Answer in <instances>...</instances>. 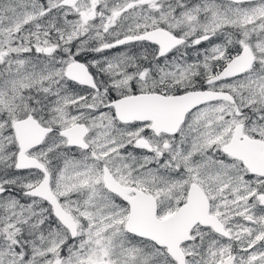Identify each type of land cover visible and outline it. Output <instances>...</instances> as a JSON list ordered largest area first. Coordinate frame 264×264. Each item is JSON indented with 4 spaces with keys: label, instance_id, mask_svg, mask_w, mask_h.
<instances>
[{
    "label": "snow or ice",
    "instance_id": "obj_1",
    "mask_svg": "<svg viewBox=\"0 0 264 264\" xmlns=\"http://www.w3.org/2000/svg\"><path fill=\"white\" fill-rule=\"evenodd\" d=\"M0 264H264V0H0Z\"/></svg>",
    "mask_w": 264,
    "mask_h": 264
}]
</instances>
